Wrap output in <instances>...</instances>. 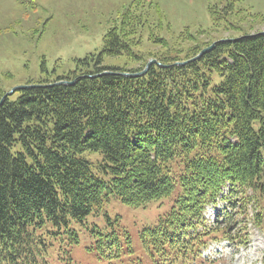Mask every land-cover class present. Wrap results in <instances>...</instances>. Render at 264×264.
Here are the masks:
<instances>
[{"label": "trees", "instance_id": "1", "mask_svg": "<svg viewBox=\"0 0 264 264\" xmlns=\"http://www.w3.org/2000/svg\"><path fill=\"white\" fill-rule=\"evenodd\" d=\"M139 1L108 31L93 68L36 83L74 84L21 89L0 104V264H53L54 257L78 264L72 248L80 236L71 222L85 224L114 198L139 207L171 195L173 162L182 192L165 218L140 233L153 264L217 263L203 249L215 239L246 244L253 203L264 229V34L250 36L259 17L226 0L210 7L212 31L245 36L175 64L208 45L185 33L180 42H194L183 57L157 55L168 67L153 64L139 77L95 76L145 67L100 65L105 56L142 60L136 35L147 25L148 6ZM155 26L163 27L162 15ZM88 151L101 159H88ZM218 201L225 207L208 226L204 211ZM93 232L115 246L112 257L132 251L127 232V248L116 230Z\"/></svg>", "mask_w": 264, "mask_h": 264}, {"label": "rangeland", "instance_id": "2", "mask_svg": "<svg viewBox=\"0 0 264 264\" xmlns=\"http://www.w3.org/2000/svg\"><path fill=\"white\" fill-rule=\"evenodd\" d=\"M134 1L0 0V91L8 92L15 87L28 85L31 81L36 84L43 79L55 80L60 76H74L80 73L79 68H93L103 49L106 34L111 28L120 25L122 14ZM224 1L226 0H153L150 4V0H140L139 4L148 6L147 25L141 27L136 35L141 44L135 51L142 54V60L133 62L123 56H105L100 65L132 69L145 63L146 66L152 59L157 60V55L160 56L161 53H167L170 58L177 54L183 57L187 47L194 42H180L179 38H183L185 33H193L198 42L208 45L227 38H241L244 34L240 35L238 32L223 29L212 31L214 26L210 7ZM238 1V7L243 6L259 17L260 21L254 23L251 34L263 32L264 0ZM160 15L163 17L162 28L155 26ZM201 28L207 33L198 36ZM152 33L155 35L152 36ZM156 35L165 38L168 45L163 47L161 42L156 41ZM179 49L183 51H178ZM92 55L93 58L86 60V63L81 62ZM85 156L94 162L101 159L98 152L88 151ZM171 168L172 175L178 180L171 195L139 207L127 205L119 198H114L102 212L90 215L85 224L71 222V230L77 231L80 236L79 242L72 248L75 262L153 264L140 233L145 227H154L161 218H165L182 192L179 166L173 162ZM221 208L223 204L219 203L217 207L210 206L207 209V224L213 223L215 214ZM249 208V219L246 220L250 238L247 244L237 245L218 239L210 242V248L205 255L224 259L216 260L217 263L214 264H264V229L254 221L256 205L253 203ZM93 230H102L104 236L113 230L118 231L122 235L121 244L125 242L126 248L128 243L124 239V233L127 232L132 251L123 252L118 258L112 257L115 246L106 244L104 241L107 239ZM69 236L66 233V240H58L57 246L68 241ZM64 261L60 257H54L52 263L65 264Z\"/></svg>", "mask_w": 264, "mask_h": 264}, {"label": "water", "instance_id": "3", "mask_svg": "<svg viewBox=\"0 0 264 264\" xmlns=\"http://www.w3.org/2000/svg\"><path fill=\"white\" fill-rule=\"evenodd\" d=\"M258 34H264V31L263 32H258L256 34H251L250 36H254V35H258ZM238 39L239 38H227V39L220 40V41H235V40H238ZM216 44H217V42L212 43L211 45L203 48L199 52V54L196 55L195 57H193V58H191L189 60H186L184 62H181L180 64H186V63H188V62H190L192 60H195V59L201 57L206 52L212 50L215 47ZM154 63H157V60L156 59H152L151 61H149L147 63V65L145 66V68L143 70H141V71H138V72L104 71L102 73L96 74L95 76H101V75H106V74L121 75V76H126V77L143 76V75H145L149 71L151 65H153ZM160 65H162L163 67L169 66V65H165V64H160ZM74 82H75V80H71V81L61 80V81L53 82V83H50V84H31V85L18 86V87L13 88L12 90H10L8 93H6L4 95V97L0 100V104L3 102L4 98H6L9 95L13 94L16 90H21V89H26V88L49 87V86L62 85V84H69V85H71Z\"/></svg>", "mask_w": 264, "mask_h": 264}]
</instances>
